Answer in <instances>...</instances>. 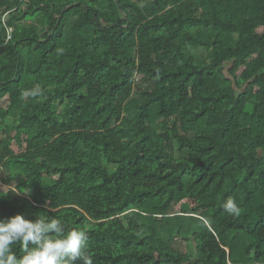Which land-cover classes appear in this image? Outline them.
I'll list each match as a JSON object with an SVG mask.
<instances>
[{
    "label": "trees",
    "instance_id": "16d2710c",
    "mask_svg": "<svg viewBox=\"0 0 264 264\" xmlns=\"http://www.w3.org/2000/svg\"><path fill=\"white\" fill-rule=\"evenodd\" d=\"M1 168L93 264H264V0H0Z\"/></svg>",
    "mask_w": 264,
    "mask_h": 264
},
{
    "label": "clouds",
    "instance_id": "9594fccd",
    "mask_svg": "<svg viewBox=\"0 0 264 264\" xmlns=\"http://www.w3.org/2000/svg\"><path fill=\"white\" fill-rule=\"evenodd\" d=\"M35 94L25 92L26 96ZM6 195L7 191L0 192V198ZM223 207L233 217L240 215L234 199H228ZM16 245L22 255L14 251ZM87 247L86 233L78 229L66 231L59 218L29 220L16 214L0 219V264H93Z\"/></svg>",
    "mask_w": 264,
    "mask_h": 264
},
{
    "label": "rangeland",
    "instance_id": "374dc122",
    "mask_svg": "<svg viewBox=\"0 0 264 264\" xmlns=\"http://www.w3.org/2000/svg\"><path fill=\"white\" fill-rule=\"evenodd\" d=\"M26 21H30V20L27 19ZM137 87H138V86H137ZM10 134L12 135V132H11ZM104 164L106 165V167H107L108 169L111 168V164H110V163L104 161ZM2 177H7V170L1 168V169H0V179H1ZM188 215H190L191 218H192L191 224H193L195 227L200 226V222H199L200 219H199V216L197 215V213H194V214H188ZM176 246H178L177 248H178L179 250H184L185 242L179 240V241L177 242Z\"/></svg>",
    "mask_w": 264,
    "mask_h": 264
},
{
    "label": "built area",
    "instance_id": "2783aa9c",
    "mask_svg": "<svg viewBox=\"0 0 264 264\" xmlns=\"http://www.w3.org/2000/svg\"><path fill=\"white\" fill-rule=\"evenodd\" d=\"M10 30H11V29H9V28L7 29V32H8V36H7V37H9V32H10Z\"/></svg>",
    "mask_w": 264,
    "mask_h": 264
}]
</instances>
